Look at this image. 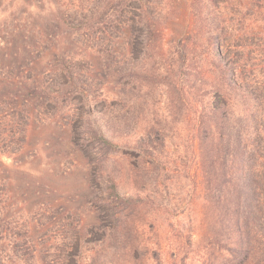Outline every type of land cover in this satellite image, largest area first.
<instances>
[{"label":"trees","instance_id":"1","mask_svg":"<svg viewBox=\"0 0 264 264\" xmlns=\"http://www.w3.org/2000/svg\"><path fill=\"white\" fill-rule=\"evenodd\" d=\"M10 1L15 3L12 15L18 13L12 21L21 19L19 15L34 5V0ZM246 3L250 10L264 8V0ZM78 8L79 19L66 11L53 23H38L30 15L25 16L29 35L22 27L8 26L9 31L5 27L7 37L0 47L1 55L8 58L15 54L16 59L26 56L0 73L3 79H15L22 85L21 90L0 99V121H7L17 130L10 131L8 140L22 144L32 112L52 115L55 110L73 115L69 102L76 98L90 104L88 118L96 112L91 108L100 101L99 95L110 85L115 101L110 105L115 107L117 103L124 105L127 99L142 97V82L166 86L171 103L185 108L187 143L196 159V190L202 201L203 224L210 234L207 247L227 253L225 264H264V36L257 40L251 36L255 29L251 19L235 31L222 21L213 27L206 19L202 26L208 30L207 50L201 55L197 43L190 44L187 38L176 46L169 45L158 33L154 12L141 0H95L86 6L80 3ZM53 27L62 32L56 36L48 30ZM24 42L23 49H19V43ZM49 55L63 59L51 72L56 75L51 80L46 76L51 68L43 72L31 68ZM13 67L16 72L20 70L19 74L13 75ZM25 88L30 98L21 97ZM98 113L111 123L117 119L103 107ZM97 127L93 137L111 151L121 145L134 150L153 149L141 132L118 134L114 126ZM9 152L1 153L7 158ZM140 152L156 159L151 151ZM98 170L104 173L102 163ZM129 170L136 172L132 166ZM100 183H105L101 185L102 199L110 211V220L102 225L100 242L110 245L117 240L114 232L121 228L122 216L140 200L136 192L121 191L112 174ZM90 242L84 236L78 238L77 263H81L82 249H88L84 245ZM96 256L92 259H99ZM63 261L57 255L53 262L42 264H65ZM0 264L7 263L0 258ZM165 264L190 263L178 250Z\"/></svg>","mask_w":264,"mask_h":264},{"label":"rangeland","instance_id":"2","mask_svg":"<svg viewBox=\"0 0 264 264\" xmlns=\"http://www.w3.org/2000/svg\"><path fill=\"white\" fill-rule=\"evenodd\" d=\"M93 1L34 0L26 14L19 15L21 19L12 21L18 14L12 15L15 3L0 0V47L7 37L6 26L8 31V26L22 27L29 35L27 15L38 23H53L69 11L70 16L79 19L80 3L86 6ZM141 2L154 12L158 33L169 45L176 46L187 38L190 44L197 43L201 55L207 50L208 30L202 26L206 19L213 27L222 21L230 31L241 30L251 19L255 27L251 36L255 40L264 36V8L250 10L247 0ZM69 4L72 6L66 10ZM48 30L56 36L62 32L56 27ZM120 34L127 35L123 31ZM24 44L19 43L18 48L23 49ZM22 57L26 58L20 55L16 59L15 54L6 58L0 50V73L12 62L16 66V60ZM62 60V56L49 55L31 68L37 72L51 68L46 75L51 80L56 77L51 72ZM11 72L16 75L20 70L16 72L13 67ZM21 86L17 80H5L0 74V99L21 90ZM112 89L110 85L99 95L100 101L93 105L94 110L91 108L96 112L88 118L90 104L80 98L69 102L73 115L55 110L52 115L32 112L26 137L19 146L8 140L16 127L0 121V258L7 264L51 263L57 255L65 264H165L181 250L190 264H225L227 253L207 247L210 234L203 224L202 201L196 190V159L187 143L185 108L171 103L166 94L169 89L161 84L142 82L144 95L137 100L127 99L124 105L117 103L118 107L110 105L115 102ZM20 94L30 96L27 88ZM101 107L117 118L115 123L100 118ZM97 125L103 129L114 126L118 134L141 132L153 149L134 150L121 145L111 151L93 137ZM5 151H10L7 158L1 153ZM140 151H151L156 159ZM100 163L103 174H99ZM130 166L135 173L130 172ZM108 174L115 176L121 191L136 192L140 201L122 216L124 222L114 232L117 240L102 245V225L110 220V211L102 199L105 183L100 182ZM80 236L92 242L84 245L88 249H82L81 263H77ZM96 255L99 259H92Z\"/></svg>","mask_w":264,"mask_h":264}]
</instances>
